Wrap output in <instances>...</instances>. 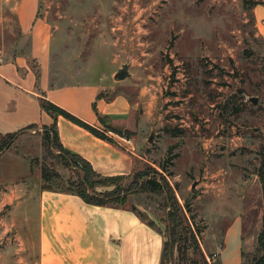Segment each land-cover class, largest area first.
I'll use <instances>...</instances> for the list:
<instances>
[{"label":"rangeland","instance_id":"374dc122","mask_svg":"<svg viewBox=\"0 0 264 264\" xmlns=\"http://www.w3.org/2000/svg\"><path fill=\"white\" fill-rule=\"evenodd\" d=\"M263 1L38 0V15L55 31L51 52L62 67L91 71L87 77L102 76L95 72L102 69L109 72L106 79L126 67L129 76L114 81L122 86L111 91L113 96L124 93L135 98L143 89L145 98L153 99V134L145 135L152 141L142 143L147 162L137 181L155 174L166 178L179 205L189 204L187 222L199 229L202 251L215 253L233 216L251 208L242 217L244 237L253 241L245 251V264L256 247L251 237L261 228L263 206L256 169L264 141V113L259 105L264 102V48L255 37L250 12L253 2ZM17 2L0 0V5ZM16 35L15 28L9 34L0 27V38L15 40ZM233 105H242L237 114ZM43 128L33 133L39 140ZM138 129L144 132L147 124L140 120ZM39 140L31 142L38 147ZM56 156L44 148L32 160L37 172V180L30 179L34 191L43 184V167L59 177L52 181L54 188L61 190L66 181H77L73 169ZM0 167L13 176L27 174L9 158ZM134 178L122 181L125 205L135 208L166 241L167 191H129ZM113 188L108 185L96 191ZM177 257L175 250L174 263Z\"/></svg>","mask_w":264,"mask_h":264},{"label":"crops","instance_id":"0c3cea01","mask_svg":"<svg viewBox=\"0 0 264 264\" xmlns=\"http://www.w3.org/2000/svg\"><path fill=\"white\" fill-rule=\"evenodd\" d=\"M38 11V0L0 5V27L9 34L15 28L17 34L15 40L0 38V134L19 133L0 156V166L9 158L27 172L17 177L0 167V264H160L163 236L130 209L89 205L74 194L30 188V179L37 180L32 160L44 149L42 136L39 140L33 133L54 122L40 99L105 136L99 138L62 116L55 119L63 149L105 178L129 177L141 170L147 162L142 143L152 137L145 139L147 133L153 134L156 120L153 99H146L143 89L135 98L113 96L111 91L122 86L113 78L117 71L107 79L109 72L102 69L95 71L102 76L87 77L91 71L71 70L68 65L65 72L51 52L55 31ZM250 12L255 37L264 48V1ZM233 106L237 114L242 105ZM140 120L147 124L144 132L138 131ZM29 127L35 129L31 132ZM35 139L38 147L31 142ZM245 212L252 210L242 209L222 231L215 253L203 251L210 264L243 263L253 242L244 237ZM259 232L251 238L256 241Z\"/></svg>","mask_w":264,"mask_h":264},{"label":"trees","instance_id":"16d2710c","mask_svg":"<svg viewBox=\"0 0 264 264\" xmlns=\"http://www.w3.org/2000/svg\"><path fill=\"white\" fill-rule=\"evenodd\" d=\"M261 4L260 2H253L252 6ZM40 104L43 111L53 117L54 122L52 125L43 128L42 143L47 153L53 156L56 152L55 159L61 160L68 168H72L77 181H66L63 189L54 188L52 181L59 180V177L55 172L47 167L41 169V186L42 190H53L55 192L74 194L80 197L85 203L89 205L99 207H112V208H127L136 213L139 219L146 223L147 226L154 229L150 222H147L145 218L139 215L135 208L127 207L125 205L126 194H121L122 181L126 177H101L91 167V165L84 159L73 155L65 151L59 141L56 131V118L62 116L73 124L89 131L93 135L104 139L105 136L95 128L89 126L85 122L52 104L51 102L40 99ZM233 111L237 112L238 108L232 106ZM33 127H29L31 129ZM129 134V132H126ZM19 133L0 134V156L7 150H9L15 141L17 140ZM260 165L256 169V176L259 180L261 193H262V217L261 228L257 235L256 247L254 252L250 254L247 260V264H264V141L260 148ZM164 169V166L161 167ZM142 170V169H141ZM137 171L131 176L135 178L129 183L127 190H133L137 188L140 193H161L167 191L168 198L166 200V223L165 228L167 230V240L163 242L160 264H210L209 259L205 256L201 249L199 235L201 234L199 229L188 223L186 217L187 210H189V204L185 202L183 206L179 205L175 196L169 187L166 178L162 174H155L151 178H147L138 184ZM138 173V174H137ZM113 185V190L110 192H97V187H104ZM191 224V225H190ZM159 232V231H158ZM160 233V232H159ZM161 234V233H160ZM177 252V261L174 263V252ZM243 254V258H244ZM242 264H245L244 262Z\"/></svg>","mask_w":264,"mask_h":264},{"label":"water","instance_id":"95a60500","mask_svg":"<svg viewBox=\"0 0 264 264\" xmlns=\"http://www.w3.org/2000/svg\"><path fill=\"white\" fill-rule=\"evenodd\" d=\"M128 76H129V74L127 72L126 67H123L122 69H119L116 72V74L114 75L113 78H114L115 81L119 82V81H123V80L127 79ZM256 103H257V101L255 100L253 104H256ZM148 141L151 142L152 141V137H150Z\"/></svg>","mask_w":264,"mask_h":264}]
</instances>
